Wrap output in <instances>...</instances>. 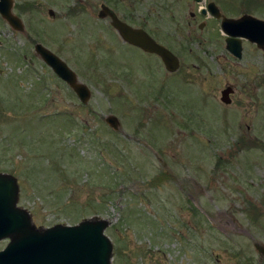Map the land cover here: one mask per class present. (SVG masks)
Wrapping results in <instances>:
<instances>
[{
	"label": "rangeland",
	"instance_id": "374dc122",
	"mask_svg": "<svg viewBox=\"0 0 264 264\" xmlns=\"http://www.w3.org/2000/svg\"><path fill=\"white\" fill-rule=\"evenodd\" d=\"M210 1L233 7L229 18L264 17V10L254 12L264 0ZM15 2L28 33L0 25V173L18 179V206L35 225L110 221L111 264H264L255 248L264 245V107H253L251 115L234 107L237 125L223 124L217 98L227 81L241 76L226 59L221 35L201 33L197 25L207 20H193L216 56L212 71L219 70V54L227 70L209 79L215 118L189 127L185 108L197 102L188 103L186 85L172 82L158 58L126 45L98 17L107 5L133 27L141 24L180 56L186 71L187 24L204 4ZM27 2L30 11L23 10ZM38 43L87 85L88 104L36 58ZM110 115L119 119L118 131L107 125ZM8 243L0 242V251Z\"/></svg>",
	"mask_w": 264,
	"mask_h": 264
},
{
	"label": "water",
	"instance_id": "95a60500",
	"mask_svg": "<svg viewBox=\"0 0 264 264\" xmlns=\"http://www.w3.org/2000/svg\"><path fill=\"white\" fill-rule=\"evenodd\" d=\"M8 1L0 2L1 15L14 30L24 32L22 20L12 12V0ZM50 14L53 15V12L50 11ZM98 17L109 19L125 43L160 57L169 73L179 68V59L172 51L159 44L144 29L133 28L122 21L108 6H101ZM223 29L230 36H242L259 45L264 44L263 38H260L264 34V21L251 16L241 20L224 19ZM35 50L53 72L70 86L80 101L88 104L91 91L78 82L76 73L68 64L41 44H37ZM106 123L115 131L121 128L119 119L114 115L108 116ZM19 194L18 179L12 174L0 173V242L9 240L8 245L0 251V264L112 263L114 247L105 234L110 221L95 217L73 226L58 224L49 228L37 227L29 211L18 207ZM255 248L264 256V245L255 243Z\"/></svg>",
	"mask_w": 264,
	"mask_h": 264
},
{
	"label": "flooded vegetation",
	"instance_id": "af4514ba",
	"mask_svg": "<svg viewBox=\"0 0 264 264\" xmlns=\"http://www.w3.org/2000/svg\"><path fill=\"white\" fill-rule=\"evenodd\" d=\"M192 1L195 2L196 4H204V6H200L198 8L197 13L192 12L190 14L192 20L189 21L187 24V27L189 29L187 32V45L190 51L189 56L187 57L188 58L187 67H186L187 70L184 71V64L180 56L174 50H171L179 59V68L177 69V71L173 73L168 72V74H170L173 77L171 79L172 82L173 81L175 82L178 79L180 82L184 83V85H186V87L188 88L189 91L188 103L190 104L194 100H196L197 102V107L190 108L188 106V108H185L186 114L184 116V119H186L187 125L191 127V126L204 125L206 123H209L211 119L215 118L217 112L214 113L213 110L209 109L208 107V100L210 96L209 79L221 78V74L219 70H222L223 73L224 70H227L225 66V62L223 61V56L219 54V57L216 58V60H218L216 65L219 70L212 71L210 59L215 60L214 58L216 56L215 55L211 56L210 54L209 46L211 45L208 38L207 37L206 39L203 38L204 36L199 35L195 31V23H197L198 21L193 24V20L195 19L197 20V18L200 17L202 19L205 18L207 21L201 22L197 25L198 31H200L201 33L207 31L208 32L207 36L213 34L212 38H217L219 37V35H221L222 48L225 49V52L229 56L228 58L226 57L224 58H226L227 60L230 59L232 66L233 67L235 66L236 69V71L233 72H237L239 76H241L239 78H234L235 82L227 81L224 87L220 90L219 93L220 97L217 98L223 108L222 110H218V114L220 115V118H222L223 124L229 123L230 125L231 123H235V125H237L236 120L234 121V118L238 119L239 115L236 110H233L234 107L246 108L247 111L249 112V115H251L253 107H264V44L259 45L257 42H252L249 39L242 36H237V37L230 36L223 29V21L224 19L229 18L228 12L231 13L234 11V10H230V9H234L233 7H227L226 5L224 6L223 4H220L217 1H210V0H192ZM0 2H2V0H0ZM12 2H13L12 12L14 15H16L15 11L17 4L15 0H12ZM8 5H9V1H8ZM31 6H32L31 3L27 2L24 4L23 10L30 11ZM258 10H264V5H261L260 7H258V9H255L254 10V12H256L255 14L260 13V11ZM244 16L253 17V14L247 12L246 14L242 15V17ZM17 17H19L20 19L22 18L21 14H18ZM242 17L240 16L235 19L241 20ZM253 18L264 21L263 16L262 17L254 16ZM229 19H234V18H229ZM2 24L10 27V29L20 34L28 33L24 23H23L25 29L24 32L16 31L3 18V16L0 13V25ZM109 25L113 30L114 34L119 39L122 40L119 33L111 26V24ZM136 28H140V29L144 28L146 30V28L142 27L141 24ZM260 36H261L260 38H263L264 40V34H261ZM125 44L130 47H134L128 43ZM193 47L197 48V52L194 51L195 48ZM134 48L138 49L140 52L142 51L137 47ZM153 57L158 58L161 64H163L160 57L156 55H154ZM36 58L41 60L47 67H49L37 55V53H36ZM246 76L247 78L245 79L244 82V78L242 77H246ZM56 77L58 78L57 75ZM61 82L66 84L62 80ZM193 88H195V90H192ZM214 98L215 95L212 98V100H214ZM253 117L255 118V115ZM255 126H256V122L255 119H253L251 125H248L247 127L248 130L251 131V129Z\"/></svg>",
	"mask_w": 264,
	"mask_h": 264
}]
</instances>
